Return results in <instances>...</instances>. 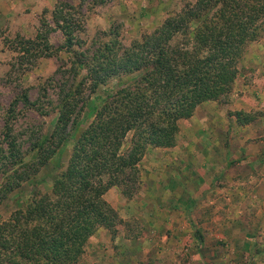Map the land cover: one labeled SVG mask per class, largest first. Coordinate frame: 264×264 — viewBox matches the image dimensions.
<instances>
[{"label": "trees", "instance_id": "1", "mask_svg": "<svg viewBox=\"0 0 264 264\" xmlns=\"http://www.w3.org/2000/svg\"><path fill=\"white\" fill-rule=\"evenodd\" d=\"M74 6L58 2L50 19L63 37L52 49L44 32L16 35L10 51L25 68L31 58L69 54L70 80L59 85L53 130L23 150L9 119L15 106H33L26 90L4 111L0 137V201L46 167L77 127L87 98L110 78L137 74L107 94L74 139L69 157L54 167L49 191H37L0 221V264H77L99 228L112 236L119 223L105 199L116 187L132 198L140 189V161L149 147H171L178 121L204 101L227 102L238 64L249 45L264 36V0H186L151 31L124 45L116 28L84 46ZM49 27V28H47ZM63 66H58L59 73ZM88 94L85 96V93ZM41 115H46L39 107ZM238 124L256 113L229 112Z\"/></svg>", "mask_w": 264, "mask_h": 264}, {"label": "crops", "instance_id": "2", "mask_svg": "<svg viewBox=\"0 0 264 264\" xmlns=\"http://www.w3.org/2000/svg\"><path fill=\"white\" fill-rule=\"evenodd\" d=\"M238 70L227 102L200 103L173 146L146 150L132 198L106 192L126 223L99 228L77 264H264V36ZM240 110L257 115L238 124Z\"/></svg>", "mask_w": 264, "mask_h": 264}, {"label": "rangeland", "instance_id": "3", "mask_svg": "<svg viewBox=\"0 0 264 264\" xmlns=\"http://www.w3.org/2000/svg\"><path fill=\"white\" fill-rule=\"evenodd\" d=\"M13 1L3 0L1 4L8 11L6 6L12 4ZM18 1L17 15L8 12L9 18L0 17V134L6 117L4 111L10 106L12 100L26 90L29 99L35 102V105L23 106L19 102L9 119L17 140L22 143L23 150H25L30 146V140L48 135L53 130L58 115L55 106L59 85L71 78L67 69L70 59L68 53L60 50L54 56L31 58L30 64L23 70L25 65L18 63V55L9 49L10 45H13L12 41L16 35L33 38L37 31L44 32L46 30V27L42 25V22L46 21L51 26V28L47 27L49 28L48 41L52 45V49L59 47L63 43V37L58 29H52L54 25L50 15L55 5L64 1L74 6L73 18L82 27L79 37L80 41L84 42V46L103 39V32L110 28H117L122 43L128 45L141 33L153 30L169 10L180 8L186 0ZM19 61L21 60L19 59ZM58 66L63 67L59 73H55ZM136 76L137 74H129L110 78L106 84L91 93L83 106L77 127L70 130L69 138L57 150L47 166L41 168L30 180L23 182L19 188L0 201V221L6 219L11 211L20 207L21 204L23 205L32 193L50 190L54 167L60 168L66 163L74 139L91 120L93 109L101 105L107 94L115 91L119 86L131 82ZM87 94L88 92L85 93V96ZM36 107H39L41 112H45L46 115H41ZM109 197L111 198V196Z\"/></svg>", "mask_w": 264, "mask_h": 264}]
</instances>
